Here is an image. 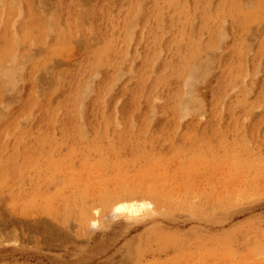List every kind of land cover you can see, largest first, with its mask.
<instances>
[{
    "label": "rangeland",
    "instance_id": "rangeland-1",
    "mask_svg": "<svg viewBox=\"0 0 264 264\" xmlns=\"http://www.w3.org/2000/svg\"><path fill=\"white\" fill-rule=\"evenodd\" d=\"M0 264H264V0H0Z\"/></svg>",
    "mask_w": 264,
    "mask_h": 264
},
{
    "label": "bare ground",
    "instance_id": "bare-ground-1",
    "mask_svg": "<svg viewBox=\"0 0 264 264\" xmlns=\"http://www.w3.org/2000/svg\"><path fill=\"white\" fill-rule=\"evenodd\" d=\"M116 207H117L116 210H119V212H123L124 211V212H127V213L130 214V213H132L133 210H135V209L139 210L140 208L145 207V205L141 204L140 206H135L133 204H126V205L122 204V206L121 205L120 206L117 205Z\"/></svg>",
    "mask_w": 264,
    "mask_h": 264
}]
</instances>
